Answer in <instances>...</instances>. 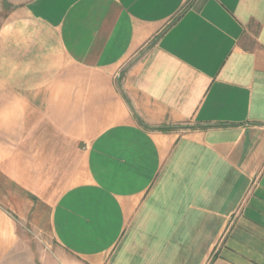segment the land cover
<instances>
[{"label":"crops","instance_id":"crops-1","mask_svg":"<svg viewBox=\"0 0 264 264\" xmlns=\"http://www.w3.org/2000/svg\"><path fill=\"white\" fill-rule=\"evenodd\" d=\"M0 162L64 264H264V0L11 5Z\"/></svg>","mask_w":264,"mask_h":264},{"label":"rangeland","instance_id":"rangeland-1","mask_svg":"<svg viewBox=\"0 0 264 264\" xmlns=\"http://www.w3.org/2000/svg\"><path fill=\"white\" fill-rule=\"evenodd\" d=\"M25 1L27 0H0V24L9 12L11 5L15 6ZM2 168L0 162V210L5 215L4 217L0 213V264H64L49 249V247L55 246L52 237L39 233L31 224L33 213H27V219L23 220L20 218L19 212L15 213L4 208ZM5 230L11 231L13 242L12 246L4 252ZM69 261L75 262L76 260L69 257Z\"/></svg>","mask_w":264,"mask_h":264},{"label":"trees","instance_id":"trees-1","mask_svg":"<svg viewBox=\"0 0 264 264\" xmlns=\"http://www.w3.org/2000/svg\"><path fill=\"white\" fill-rule=\"evenodd\" d=\"M175 128H177V127H175ZM175 128L174 127H166V128H159V130H161V131H171V130H173Z\"/></svg>","mask_w":264,"mask_h":264}]
</instances>
